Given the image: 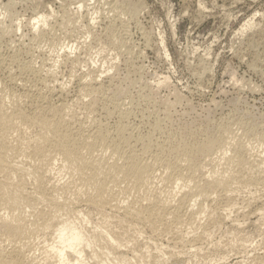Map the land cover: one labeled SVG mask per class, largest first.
Returning a JSON list of instances; mask_svg holds the SVG:
<instances>
[{"label":"bare ground","instance_id":"6f19581e","mask_svg":"<svg viewBox=\"0 0 264 264\" xmlns=\"http://www.w3.org/2000/svg\"><path fill=\"white\" fill-rule=\"evenodd\" d=\"M14 2L4 3L7 24L0 22V264H93L87 249L103 242L73 222L57 220L51 222L58 228L57 242L48 246L51 256L35 263L30 245L38 225L7 218L26 200L11 182L13 174L25 171L16 161L21 153L46 161L48 170L39 179L51 190H75L90 198L88 206L113 207L135 225L166 213L198 219L209 206L232 202L228 193L235 186L264 183L262 117L240 110L234 101L222 117L176 118L175 100H157L163 82L137 79L141 68L131 56L128 32L141 29L140 0H100V13L93 11L98 15L89 13L85 0H72L77 6L64 7L58 17L54 11L37 14L25 23L34 47L24 43L22 32L16 39L21 23L12 13ZM61 43L66 48L53 56ZM248 144L256 147L251 156ZM45 190L42 186L37 194L51 203ZM109 243L102 247L106 257L114 249L112 239Z\"/></svg>","mask_w":264,"mask_h":264},{"label":"rangeland","instance_id":"374dc122","mask_svg":"<svg viewBox=\"0 0 264 264\" xmlns=\"http://www.w3.org/2000/svg\"><path fill=\"white\" fill-rule=\"evenodd\" d=\"M7 1L0 0V22L4 20L6 24L3 6ZM12 1L16 4L12 13L21 23L17 36L23 33L16 39L21 36L25 44L32 46V41L28 43L29 19L51 11L58 17L64 7L74 9L75 1L80 0H73V5L72 0L70 5L68 0ZM85 1L89 13H100V0ZM140 1L143 3L139 14L141 29L130 26L128 32L134 47L131 56L141 68L140 76L136 77L153 85L163 82L165 87L156 97L160 103L175 100L173 116L183 115L189 121H200L208 113L214 118L222 117L229 113L235 101L240 110L264 120V0ZM62 43L60 48L55 47L53 56L69 46ZM141 53L142 57L137 58ZM35 65L38 66L37 61ZM119 73V77L124 76V72ZM243 82L248 89L240 88L239 83ZM71 86L74 88L70 85V90ZM250 87L256 92L250 91ZM248 146L247 155L251 156L256 147ZM26 154H19L16 160L25 168L23 175L18 172L11 177L12 187L21 190L26 200L7 218L38 225L39 230L31 234L30 245L35 263L51 256L48 246L57 242L58 228L51 222L64 220L82 228L87 236L103 241L97 242V248L87 249V258L93 264H99L98 258H105L106 264H264V183L235 186L228 193L232 202L226 207L209 206L198 219L186 214L175 219L166 213L160 220L135 225L113 207L88 206L90 198L81 197L75 190H51L50 183L39 179L48 170L46 161ZM51 167L55 173L56 164ZM66 180V176L58 179L61 185ZM42 186L51 203L37 194ZM1 189L0 196L4 193ZM130 202L131 198L123 204ZM56 203L60 205L57 209ZM211 219L218 222L217 228ZM99 232L102 239L95 237ZM109 239L113 240L114 249L106 257L102 247L110 245Z\"/></svg>","mask_w":264,"mask_h":264}]
</instances>
